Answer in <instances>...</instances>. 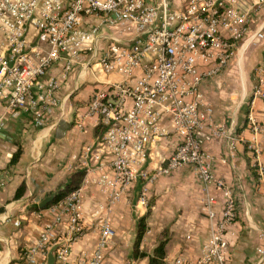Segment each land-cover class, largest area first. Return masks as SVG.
Returning a JSON list of instances; mask_svg holds the SVG:
<instances>
[{"label": "built area", "instance_id": "obj_1", "mask_svg": "<svg viewBox=\"0 0 264 264\" xmlns=\"http://www.w3.org/2000/svg\"><path fill=\"white\" fill-rule=\"evenodd\" d=\"M263 7L264 0H0V100L6 99L9 111L28 113L34 127L43 128L58 107L57 81L44 79L56 63H63L64 74L77 66L97 65L103 75L122 78L96 90L86 104V114L96 118L104 133L84 149L83 159L98 162L97 169L103 173L85 179L56 205L67 216L64 231L57 235L48 228L23 264H47L49 250L58 244L54 264H66V244L83 233V186L97 185L108 197V206L119 201L132 183L145 177L139 166L148 145L167 135L161 126L163 117L168 118L177 142L157 174L191 167L204 184L215 183L226 199L222 219L214 225L196 264H227L224 232L236 218V205L230 189L214 180L196 136L206 128L214 136L224 131L211 124L210 106L201 109L204 98L198 86L227 67L237 55L238 44L263 40L261 31L248 35L252 14ZM103 42L105 49L98 57ZM136 71L141 76L130 85ZM256 74L254 97L264 100V67H258ZM126 99L132 101L129 108ZM248 124L253 134L259 132L251 115ZM2 125L0 117V131ZM247 148L256 170L255 186L264 194V147L253 141ZM211 203L205 205L204 213L213 220ZM100 228V241L85 264L103 263V249L114 233L106 218L100 220ZM258 254L255 264H264V250Z\"/></svg>", "mask_w": 264, "mask_h": 264}, {"label": "crops", "instance_id": "obj_2", "mask_svg": "<svg viewBox=\"0 0 264 264\" xmlns=\"http://www.w3.org/2000/svg\"><path fill=\"white\" fill-rule=\"evenodd\" d=\"M252 21L248 35L261 31L264 36V7L252 14ZM121 38L129 39L125 35ZM239 45L227 67L198 86L204 98L201 109L210 106L211 124L224 132L214 136L206 128L196 136L214 180L230 189L236 205V218L224 232L227 264H255L258 250H264V194L255 186L256 170L247 147L253 141L264 147V100L254 97L256 69L264 67V38L259 43ZM101 49L98 57L105 42ZM86 59L82 57L83 62ZM140 76L141 72L136 71L129 84L133 85ZM44 79L57 81L58 107L47 116L43 128L34 127L28 113L9 111L5 98L0 100V264H23L48 228L57 235L64 231L67 216L56 205L38 207L45 197L66 186L76 172H84L82 183L103 173L97 169L98 162L83 159L84 149L93 146L104 133L96 118L86 114V104L96 90L119 83L122 78L103 75L97 65L86 69L77 66L64 74L63 63L59 62ZM131 104L130 99L125 100L126 108ZM249 115L258 126L257 134L249 129ZM161 126L167 135L148 145L146 159L139 166L145 177L132 183L119 201L108 206V197L97 185L83 186V233L66 244V264H85L92 259L101 238L103 218L109 221L114 236L103 249L102 264H148V256L163 235L167 238L163 264H175L176 260L196 264L199 260L214 225L222 219L226 199L215 183L204 184L191 167L157 174L177 142L167 117H163ZM14 155L17 158L12 161ZM261 161L264 165V156ZM104 170L112 174L111 169ZM20 187L23 192L16 198ZM209 201L213 220L204 213ZM142 217L146 231L139 250L147 256L133 259L137 223Z\"/></svg>", "mask_w": 264, "mask_h": 264}, {"label": "trees", "instance_id": "obj_3", "mask_svg": "<svg viewBox=\"0 0 264 264\" xmlns=\"http://www.w3.org/2000/svg\"><path fill=\"white\" fill-rule=\"evenodd\" d=\"M16 158H17V155H14V157L12 158V161H14ZM83 177H84L83 171L74 173L71 176L69 183L66 186L62 187V189L60 190L59 194L56 196L54 201L50 203L48 206L57 205L67 195L79 189L82 183ZM22 192H23V188L20 187L16 192V198L19 197L22 194ZM145 231H146L145 217H142L137 223L136 237H135V241H134L133 248H132V258L133 259L143 258L147 256L145 253L140 252L139 250V245L145 234ZM166 244H167V238H166V235H163L158 240V243L156 247L153 249L152 253L148 256V264H163L164 263Z\"/></svg>", "mask_w": 264, "mask_h": 264}, {"label": "water", "instance_id": "obj_4", "mask_svg": "<svg viewBox=\"0 0 264 264\" xmlns=\"http://www.w3.org/2000/svg\"><path fill=\"white\" fill-rule=\"evenodd\" d=\"M60 190L54 191L51 193L49 196L45 197L39 204L38 207L40 209H44L46 206H48L50 203L54 201L56 196L59 194ZM60 247V244L53 246L48 254H47V259L46 263L47 264H54L55 263V257H54V252Z\"/></svg>", "mask_w": 264, "mask_h": 264}]
</instances>
